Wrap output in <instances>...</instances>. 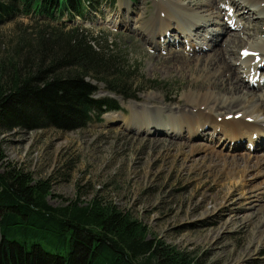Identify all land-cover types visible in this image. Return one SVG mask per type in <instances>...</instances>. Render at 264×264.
<instances>
[{"label": "rangeland", "instance_id": "obj_1", "mask_svg": "<svg viewBox=\"0 0 264 264\" xmlns=\"http://www.w3.org/2000/svg\"><path fill=\"white\" fill-rule=\"evenodd\" d=\"M165 1L169 3L167 6L170 5V28L167 36H157L159 45L154 48L140 35V30L134 28L136 21H147L155 14L154 3L158 4L159 0H113L101 5L97 11H87L83 17L63 14L51 21L42 16L14 15L0 24L2 79L14 68L21 73L34 69L38 61L35 49L37 35L41 31L58 29L62 32L83 31L95 46H102L100 52L117 56L121 64L130 67V71L133 69L132 83L137 85L133 97L124 99L107 93L102 82L93 81L94 96H115L120 109L104 110L100 120L84 127L69 130L54 125L41 129L21 126L0 133V173L12 164L31 173L34 180L49 181L51 188L47 201L54 207L65 206L77 198L83 205L94 198L114 205L132 220L140 221L149 239H160L194 259L197 264H264V244L257 247L253 245L255 229L264 216V194H260V191L264 192V160L255 170L245 173L240 172V167L232 159L235 154L248 153L252 158L250 162H255L256 157L264 154V144L255 149L254 145L249 146L248 140H243L241 147L233 148L232 143L226 142L227 147H231L230 151H226L218 144L220 138H217L214 144L217 147L215 149L221 152L220 157L216 151L208 152L210 150L206 147H212V142L206 140L210 135L203 134L207 136L205 139H184L188 145L202 147L191 153L190 147L183 146L180 152L176 147L152 143L157 140L152 138L151 133L128 130L124 126L122 116L128 117L131 107L141 105L147 94L156 96L158 106L163 103V97L168 102L182 98L184 93L188 94V102L198 99L189 95L192 89L188 84L194 81L188 68L193 63L189 67L165 70L156 65V58L158 54L165 53L169 42L173 45L171 48L177 47L178 43L183 44L182 31L178 30L177 25L186 26L190 20L183 16V9L192 17L191 14H194L197 19L209 15L213 18L212 23L206 26L208 33L202 31L204 36H199L200 39L196 35L200 28L192 31L196 38L195 45L202 54L210 52L205 46L214 44L212 38L207 37L211 34L209 31L218 28L213 23L216 21L213 17L216 10L211 8L204 12L205 9L197 7L193 0ZM219 1L217 5L222 8V21L231 28V32H238L237 27H232L234 21H238L236 7L230 5V0ZM261 4L262 12L254 15L252 20L264 17V0H261ZM159 14L164 20L162 9ZM183 17L186 21L182 20ZM227 22L232 24L228 25ZM260 28L264 29V21ZM225 36L218 34L215 47H224ZM243 36L248 39L246 35ZM249 39L261 43V49L264 50V30ZM246 46H238L235 57L229 60L239 72L236 74L241 75L243 87L247 89L245 83L251 85L250 81L264 79V62L254 57L255 63H263L257 65L255 77L250 80L252 75L249 76L246 82L245 69L240 66L246 62L253 64L244 57L248 51ZM199 53L186 52L193 56ZM256 54L254 51V56ZM216 70L213 69L211 73ZM192 73H195V81L205 79L206 73L201 70H193ZM248 89L256 93L263 92L254 84ZM248 93L251 97L261 96L252 95L249 90ZM191 109L194 113L195 110ZM211 126H205L204 130L211 132ZM134 128L142 130L143 127L137 124ZM236 166L239 168L234 169ZM259 194L262 198L257 202L256 195Z\"/></svg>", "mask_w": 264, "mask_h": 264}, {"label": "trees", "instance_id": "obj_2", "mask_svg": "<svg viewBox=\"0 0 264 264\" xmlns=\"http://www.w3.org/2000/svg\"><path fill=\"white\" fill-rule=\"evenodd\" d=\"M111 1L0 0V24L14 15L83 17ZM101 48L83 31H41L35 68L0 74V133L21 126L74 130L100 120L104 110L120 109L112 96L94 97L91 84L102 82L107 93L130 99L137 91L134 72ZM50 188L12 164L0 173V264H197L149 239L140 221L114 205L96 198L50 205Z\"/></svg>", "mask_w": 264, "mask_h": 264}, {"label": "bare ground", "instance_id": "obj_3", "mask_svg": "<svg viewBox=\"0 0 264 264\" xmlns=\"http://www.w3.org/2000/svg\"><path fill=\"white\" fill-rule=\"evenodd\" d=\"M193 1H195V5L197 7L205 9L204 12L211 10V8L216 10V12L212 14L217 21L213 23H215L218 28H213L211 31H209L211 34L207 37L212 38L211 40L214 41V44L209 45L210 47L205 46V48L208 47L210 52H208L206 55L202 54V51L199 50V47L195 45L197 44L195 42L196 38L192 35V31L195 28H200L198 31H196V35L198 37L202 35V31L203 33H208L206 32V26L207 24L212 23L213 18L211 19L209 15V17L200 16V18L197 19L194 17V14H191L193 15L192 17L189 15V13H186L187 11L185 9H183V16L189 17L190 20L188 24L186 23V26L178 24L177 28L178 30L182 31L181 34L183 36L182 38H184L183 44L185 46L183 47L181 46L182 43H178L177 47L174 46L175 48H171L173 45L169 42V47H166V51H164L165 53L160 55L158 54L156 58V65L159 68L163 67L165 70H172L173 68L189 67L190 64L193 63V66L189 67L190 69L188 68V71L193 76L191 78L192 81H194L193 83L196 82L198 84H188L192 89V92L189 91V95L195 96V98H198L197 100L199 101L196 99L189 102L186 101L188 94L184 93L185 95L182 96V98H174L168 102H165L166 99L163 97V103L161 102V104H159L161 106H158V100L155 99L156 96L154 97L151 94H147L143 97L141 105H135L134 107H131V113L128 114V117L126 115L122 116L124 126H126V129L128 130L136 129L138 131L147 132L146 134L151 133L153 135L152 138L157 140V142L152 143H159V145L163 144L164 147H176L180 152H182V149L180 148L183 146L188 148L190 147L191 153L193 150L202 147L201 145L199 146L195 144L188 145L187 140H192L195 137H201L202 139H205L207 136L205 137L203 134L210 135L209 138H206V140L208 139L210 142H212V147H206L208 150H210L208 152L216 151L220 157L221 152H218L215 149L217 147H215L214 144L216 142L215 139L217 138H220L218 144H221L226 151H230L229 148H231L227 147L228 143H232L233 148L241 147L243 140H248L249 146L254 145L255 149L258 147H263L264 79L262 81H250V84L252 83L251 85H249V83H245L247 89L244 88L241 75L236 74L239 72L236 71V68L232 66V63L229 60L231 57H235L236 48L238 46L248 45V47L246 46L248 49L245 48L248 51H246L247 54L244 55V57L246 56L248 62L252 61L253 64H247L246 62L240 66L245 69L244 73L246 74V82L247 79H249V76L252 75L250 80L255 77L256 68L258 67L257 65H260L264 62V50H262L263 45L261 46V43H256L254 39H249L252 35L259 34L264 30L260 28V26L263 24L264 17H258L256 20H252L253 16L258 15L262 10L261 0L260 2L257 0H230V5L235 6L237 9L236 17L238 21L235 22V19H232L234 21V25L232 27H237L238 32H231V28L222 21V8L221 6L219 7V5H217L218 0ZM224 2H226V0H224ZM166 4L169 3L165 0H159L158 4L155 5L154 3L156 12L150 19L147 21H136V28L134 29L140 30V35L149 41V46L151 48L157 47L159 45L157 36H167V33L169 32L170 27L168 22L171 19L169 9L170 5L167 6ZM172 6L173 5L171 4V8ZM250 6L252 8H250ZM161 9L165 14L164 20L159 14ZM184 17L182 20L186 21ZM230 19L227 18V20ZM241 21H243V23H241ZM192 26L195 27L191 29ZM218 34L219 36L221 34H226L224 47L221 45H217L218 47H215V43L217 44L218 42ZM243 35H246L248 39H245ZM193 37L194 39H192ZM201 37L197 39H200ZM177 48L180 50L174 51V49ZM188 51L191 53L201 52V54L199 53L193 56L186 54ZM254 51L257 52L255 56ZM259 52H261V55ZM254 57L257 58V61L263 60V62L255 63ZM194 62L196 63L194 64ZM204 64H207V66L204 67ZM213 69H217L216 72H218V75H216V72L211 73ZM193 70H201V72L206 73L205 79L203 81H195L196 78H194L195 73L194 75L192 73ZM229 71L232 74H228ZM222 73H224V76H222ZM253 84L256 85V87L261 88V91L263 92L256 93L254 90L248 89L252 87ZM248 90L252 95L260 94L261 96L251 97V95L248 93ZM188 107L190 108L188 109ZM191 108L195 110L194 113L192 112ZM137 124H141L143 127L142 130L139 128H134V126ZM207 125H212L210 127L211 132L209 133L204 130V127ZM161 126L164 128H161ZM159 135H162L163 137ZM167 137H171V139H168ZM185 138L187 140H184ZM226 142L227 144H225ZM218 156L217 158H220ZM232 159L233 162H235V164L240 167V172L242 171L246 173L248 171L255 170L260 165V163L263 162L264 154L262 157H256V159H254L255 162L252 163L250 162L252 158L248 153L241 155L235 154L232 156ZM237 166L233 168H239ZM262 193L264 194V192L260 191V194ZM260 194L256 195L257 202L262 198ZM255 231L256 239L253 240V245L257 247L258 245L264 244V216L263 219H261L258 223Z\"/></svg>", "mask_w": 264, "mask_h": 264}, {"label": "snow or ice", "instance_id": "obj_4", "mask_svg": "<svg viewBox=\"0 0 264 264\" xmlns=\"http://www.w3.org/2000/svg\"><path fill=\"white\" fill-rule=\"evenodd\" d=\"M247 53H245V55H246Z\"/></svg>", "mask_w": 264, "mask_h": 264}]
</instances>
